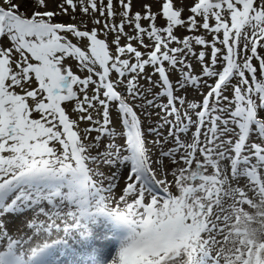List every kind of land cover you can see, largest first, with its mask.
<instances>
[{
    "label": "snow or ice",
    "instance_id": "snow-or-ice-1",
    "mask_svg": "<svg viewBox=\"0 0 264 264\" xmlns=\"http://www.w3.org/2000/svg\"><path fill=\"white\" fill-rule=\"evenodd\" d=\"M0 264H264V0H0Z\"/></svg>",
    "mask_w": 264,
    "mask_h": 264
},
{
    "label": "rangeland",
    "instance_id": "rangeland-1",
    "mask_svg": "<svg viewBox=\"0 0 264 264\" xmlns=\"http://www.w3.org/2000/svg\"><path fill=\"white\" fill-rule=\"evenodd\" d=\"M135 10V9H134ZM146 23V22H145ZM158 23H160V21H158Z\"/></svg>",
    "mask_w": 264,
    "mask_h": 264
}]
</instances>
